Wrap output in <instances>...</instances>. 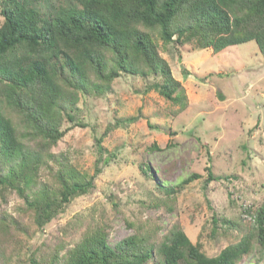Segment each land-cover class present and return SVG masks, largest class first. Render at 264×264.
Instances as JSON below:
<instances>
[{
    "label": "trees",
    "instance_id": "16d2710c",
    "mask_svg": "<svg viewBox=\"0 0 264 264\" xmlns=\"http://www.w3.org/2000/svg\"><path fill=\"white\" fill-rule=\"evenodd\" d=\"M40 1L0 0V206L14 192L39 229L94 188L101 172L96 163L90 175L52 151L63 123L76 120L81 97L110 91L121 73L153 75L159 81L149 87L175 115L187 95L160 46L192 44L217 53L254 40L264 59V0H58L47 11L36 6ZM109 160L101 158L102 164ZM44 170L52 172V182L43 179ZM206 170L205 182L219 178ZM197 177L192 173L178 185ZM209 209L202 227L209 237L230 228L240 234L215 255L206 254L199 239L192 242L179 222L160 237L159 225L143 223L113 246L97 225L68 250L64 264H144L155 255V264H235L256 245L264 248V201L250 211L248 226ZM22 230L10 213H0V264H11L3 250ZM28 258L29 264H59L57 254Z\"/></svg>",
    "mask_w": 264,
    "mask_h": 264
},
{
    "label": "rangeland",
    "instance_id": "374dc122",
    "mask_svg": "<svg viewBox=\"0 0 264 264\" xmlns=\"http://www.w3.org/2000/svg\"><path fill=\"white\" fill-rule=\"evenodd\" d=\"M52 3L58 0L36 6L47 11ZM160 49L185 88L186 107L173 115L168 101L149 87L159 81L153 75L121 73L110 91L81 97L76 120L63 123L65 133L52 151L90 175L96 163L101 172L94 188L42 229L24 200L14 192L6 195L0 213H10L23 228L18 242L3 250L11 264H29L32 252L46 260L57 254L64 264L68 250L97 225L113 246L143 223L159 225L160 237L179 222L192 242L199 239L202 250L215 255L240 234L230 228L209 237L208 227L202 229L212 214L209 207L242 226L252 223L250 211L264 201L263 56L254 40L217 53L192 44ZM106 155L110 160L102 164ZM208 166L219 178L205 182ZM192 173L200 177L178 185ZM41 174L53 181L51 171ZM164 187L175 192L168 194ZM235 264H264V248L256 245Z\"/></svg>",
    "mask_w": 264,
    "mask_h": 264
}]
</instances>
